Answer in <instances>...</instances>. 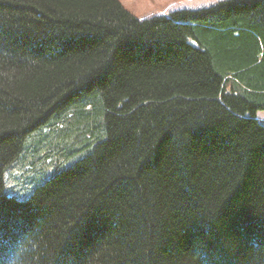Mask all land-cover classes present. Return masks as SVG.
<instances>
[{"label":"trees","instance_id":"obj_1","mask_svg":"<svg viewBox=\"0 0 264 264\" xmlns=\"http://www.w3.org/2000/svg\"><path fill=\"white\" fill-rule=\"evenodd\" d=\"M90 95L102 140L9 196L28 137L65 136ZM262 110L264 0L143 19L120 0H0V264H264Z\"/></svg>","mask_w":264,"mask_h":264},{"label":"rangeland","instance_id":"obj_2","mask_svg":"<svg viewBox=\"0 0 264 264\" xmlns=\"http://www.w3.org/2000/svg\"><path fill=\"white\" fill-rule=\"evenodd\" d=\"M221 1L224 0H120L141 19L153 15H169L174 10L207 8ZM191 43L195 44V41L191 40ZM86 98L90 106L87 113L79 112L83 109L80 103L79 106L78 103L70 106L77 116L70 121L65 136L52 140L51 137L59 130L48 124L43 130L50 136L44 141L35 144L34 139L28 137L22 153L4 174L5 190L9 196H17L20 200L27 199L47 180L90 154L94 146L102 140L105 134V116L101 103L94 95ZM257 117L264 125V110L259 111ZM55 141H61L60 145L55 146ZM51 148L55 150L43 157L42 154Z\"/></svg>","mask_w":264,"mask_h":264}]
</instances>
